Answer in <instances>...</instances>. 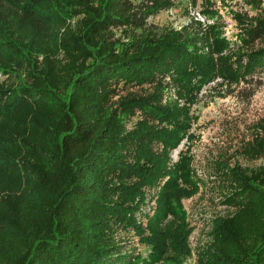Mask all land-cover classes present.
<instances>
[{
    "label": "trees",
    "instance_id": "trees-1",
    "mask_svg": "<svg viewBox=\"0 0 264 264\" xmlns=\"http://www.w3.org/2000/svg\"><path fill=\"white\" fill-rule=\"evenodd\" d=\"M175 2L0 0V75L14 77L0 84V174L16 185L0 196V264H182L189 254L182 200L198 188L187 151L174 164L170 154L192 138L191 107L204 86L249 83L264 71V46H257L264 0H246L255 15L233 13L234 50L211 0L203 13L213 25L193 21L176 31L149 23ZM60 52L83 61L62 68L54 59ZM120 85L152 93L125 98L111 112L107 102ZM165 178L155 214L146 215L143 189ZM237 183L227 203L264 214V175L237 176ZM137 212L147 219L148 260L123 254L111 236L119 226L144 232ZM237 227L216 222L223 248L209 264H264V224L245 235Z\"/></svg>",
    "mask_w": 264,
    "mask_h": 264
},
{
    "label": "rangeland",
    "instance_id": "rangeland-1",
    "mask_svg": "<svg viewBox=\"0 0 264 264\" xmlns=\"http://www.w3.org/2000/svg\"><path fill=\"white\" fill-rule=\"evenodd\" d=\"M211 3L213 9L219 12V20L224 26L223 36L235 44L231 49H236L239 46L236 36L238 27L232 18L233 13L255 15V11L246 4V0H211ZM203 11L204 0H176L173 7L150 18L149 23L160 30L174 28L176 31L193 21L204 26L208 23L213 25L216 19L205 16ZM83 20V15L73 19L70 23L73 30H78ZM257 46H264V40L258 42ZM46 59L41 57L39 61L44 64ZM54 59L62 68L69 62L83 61L79 56L71 57L62 52ZM249 79V83L242 81L232 87L225 84L219 86L215 82L204 86L198 102L191 107V115L195 118L189 132L192 138L188 140L185 137L170 154L171 164H174L179 161L180 152L187 151L192 159L193 181L198 188L194 195L182 200L190 230L187 238L189 254L183 257L182 264H209V260L223 248L214 235L216 222L219 220H233L244 235L249 226L255 228L257 225L256 229L260 231L264 224V214L258 212V208L227 203L235 196V188L239 184L237 176L253 178L264 175V71ZM12 82L14 77L9 79L8 76L0 75V84L10 85ZM150 93L152 89L148 86L142 90L137 86L120 85L107 102L106 108L112 112L121 100ZM168 98L164 93L163 103ZM137 116L130 117L124 124L125 133L134 129ZM21 132L28 134L29 129L22 126ZM156 150L163 151L162 144L156 146ZM167 179L155 187L143 189V203L140 206L146 215L155 214L159 193ZM6 186L16 188L12 178L0 174V196H3L2 190ZM235 201L237 199L234 198L233 202ZM240 202L245 203L243 200ZM169 221L170 216L164 224ZM136 223L142 225L145 231L140 232L136 227L119 226L111 234L113 243L120 246L123 254L148 260L152 248L143 240V237L149 235L147 219L137 212ZM253 239L254 236H250L248 242H253ZM156 264L166 263L161 261Z\"/></svg>",
    "mask_w": 264,
    "mask_h": 264
},
{
    "label": "built area",
    "instance_id": "built-area-1",
    "mask_svg": "<svg viewBox=\"0 0 264 264\" xmlns=\"http://www.w3.org/2000/svg\"><path fill=\"white\" fill-rule=\"evenodd\" d=\"M200 19L204 22V19H202L201 17H200Z\"/></svg>",
    "mask_w": 264,
    "mask_h": 264
}]
</instances>
